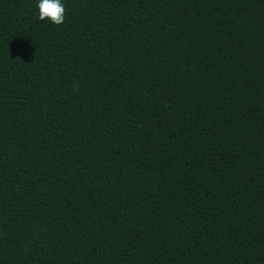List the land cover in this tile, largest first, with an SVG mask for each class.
Returning a JSON list of instances; mask_svg holds the SVG:
<instances>
[{"label": "trees", "instance_id": "obj_1", "mask_svg": "<svg viewBox=\"0 0 264 264\" xmlns=\"http://www.w3.org/2000/svg\"><path fill=\"white\" fill-rule=\"evenodd\" d=\"M0 0V264H264V0Z\"/></svg>", "mask_w": 264, "mask_h": 264}, {"label": "clouds", "instance_id": "obj_2", "mask_svg": "<svg viewBox=\"0 0 264 264\" xmlns=\"http://www.w3.org/2000/svg\"><path fill=\"white\" fill-rule=\"evenodd\" d=\"M35 7L38 9V19H47L56 25L64 22L65 7L61 0H37Z\"/></svg>", "mask_w": 264, "mask_h": 264}]
</instances>
